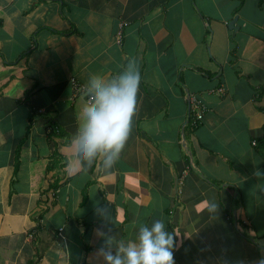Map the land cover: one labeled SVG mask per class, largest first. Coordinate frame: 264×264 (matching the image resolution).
Instances as JSON below:
<instances>
[{"label":"crops","instance_id":"crops-1","mask_svg":"<svg viewBox=\"0 0 264 264\" xmlns=\"http://www.w3.org/2000/svg\"><path fill=\"white\" fill-rule=\"evenodd\" d=\"M133 56L128 141L84 170L74 85ZM154 218L175 264L264 260V0H0V264H103Z\"/></svg>","mask_w":264,"mask_h":264},{"label":"clouds","instance_id":"clouds-1","mask_svg":"<svg viewBox=\"0 0 264 264\" xmlns=\"http://www.w3.org/2000/svg\"><path fill=\"white\" fill-rule=\"evenodd\" d=\"M141 80V68L133 56L115 74L90 78L82 87L79 127L71 141L72 157L82 169L95 164L109 172L120 159L138 110ZM217 207V202H209L211 212ZM101 236L98 254L103 264H175L178 235L168 229L164 218L138 221L127 238L118 239L114 233Z\"/></svg>","mask_w":264,"mask_h":264},{"label":"built area","instance_id":"built-area-1","mask_svg":"<svg viewBox=\"0 0 264 264\" xmlns=\"http://www.w3.org/2000/svg\"><path fill=\"white\" fill-rule=\"evenodd\" d=\"M118 39L120 40V35H118ZM81 89H82V86H80V85H78V84H75V85H74V91H75V92H79V91H81ZM192 101H194V103H193L192 105H194V107H195L196 109H198L197 114H195V115H196V118H197L198 120H201V118H202V116H203L205 110H204V108H203L198 102H196L195 99H193Z\"/></svg>","mask_w":264,"mask_h":264},{"label":"trees","instance_id":"trees-1","mask_svg":"<svg viewBox=\"0 0 264 264\" xmlns=\"http://www.w3.org/2000/svg\"><path fill=\"white\" fill-rule=\"evenodd\" d=\"M198 123H199L198 121H196L195 123L193 122V124L195 125V127H197L199 125Z\"/></svg>","mask_w":264,"mask_h":264},{"label":"water","instance_id":"water-1","mask_svg":"<svg viewBox=\"0 0 264 264\" xmlns=\"http://www.w3.org/2000/svg\"><path fill=\"white\" fill-rule=\"evenodd\" d=\"M231 23V22H230ZM234 23V22H233ZM233 25V24H232ZM229 26H231V24H229Z\"/></svg>","mask_w":264,"mask_h":264},{"label":"bare ground","instance_id":"bare-ground-1","mask_svg":"<svg viewBox=\"0 0 264 264\" xmlns=\"http://www.w3.org/2000/svg\"><path fill=\"white\" fill-rule=\"evenodd\" d=\"M189 135V134H188Z\"/></svg>","mask_w":264,"mask_h":264}]
</instances>
